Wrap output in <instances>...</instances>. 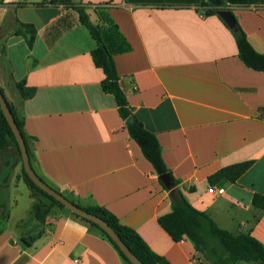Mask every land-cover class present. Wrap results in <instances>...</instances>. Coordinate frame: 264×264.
Listing matches in <instances>:
<instances>
[{"label":"crops","instance_id":"1","mask_svg":"<svg viewBox=\"0 0 264 264\" xmlns=\"http://www.w3.org/2000/svg\"><path fill=\"white\" fill-rule=\"evenodd\" d=\"M71 1L105 28L130 108L157 136L187 200L222 229L264 246V210L253 204L264 195V72L244 64L228 25L208 14L203 0H116L126 7ZM223 2L264 53V0ZM17 21L36 27L32 50L14 34ZM0 29V87L23 118L40 178L77 205L113 213L168 264H210L160 225L173 210L170 193L104 92L105 74L92 57L96 42L78 13L51 0H0ZM17 84L35 95L25 99ZM243 162L253 163L236 182L210 183ZM23 169L14 144L0 151V264H125L67 210L38 222ZM213 187L225 193L210 194Z\"/></svg>","mask_w":264,"mask_h":264},{"label":"trees","instance_id":"2","mask_svg":"<svg viewBox=\"0 0 264 264\" xmlns=\"http://www.w3.org/2000/svg\"><path fill=\"white\" fill-rule=\"evenodd\" d=\"M51 3L64 4L78 13L80 23L88 28L96 42V48L92 52V57L95 65L102 69L105 74V79L102 82L104 92L114 96L118 111L126 122V127L131 138L140 146L145 158L154 167L162 185L165 187L160 179L161 175L169 174L172 178L174 183L173 187L171 189L165 188L170 193L173 210L159 219V223L164 230H166L174 241L188 240L192 242L195 249L210 264H239L240 262L264 264V246L256 238L250 234L243 233L234 235L222 229L208 213L196 209L187 200L183 190L180 188L179 181L172 176L163 160L157 136L145 128L144 124L135 116L130 108L127 95L122 87L121 79L116 69L114 60L115 50L111 48L108 42L105 28L100 25H94L86 9L73 4L71 0H51ZM202 6L207 8L208 14H217L218 11L222 10L224 7V2L223 0H203ZM17 23L14 34L22 36L26 40L30 50H32L37 35L36 27L32 24L19 21H17ZM110 23L111 27L116 30L117 37L120 38L117 26L112 22ZM230 30L236 39L239 57L244 64L248 68L264 72V53H259L252 46L247 34L238 21L236 27L234 29L230 28ZM3 32L4 29H0V36L3 35ZM17 88L21 91L25 99L35 95V89L33 88H26L22 84H17ZM0 89L4 94L3 89L1 87ZM8 105L24 137L32 163L33 153L28 144L23 118L18 114L17 109L10 102H8ZM261 112L264 115V109H262ZM10 144H14L18 154L21 156L19 145L13 131L0 107V151L4 150ZM252 163L253 162H243L223 168L210 177V183L215 184L224 180L234 183L252 166ZM22 178L30 188L31 197L36 200L33 204L32 212L34 218L38 222L42 224L46 223V220L54 215L56 208L67 210L62 203L38 188L29 178L25 169H23ZM40 197L48 199L50 203H43ZM74 204L77 205L76 203ZM253 204L258 209L264 210V195L256 194L253 198ZM77 206L105 220L143 264H168L162 257L155 254L148 247L134 229L121 224L118 218L107 209L98 206ZM67 211L74 218L96 229L102 237L114 246L125 264H132L113 239L98 225L71 213L69 210Z\"/></svg>","mask_w":264,"mask_h":264},{"label":"water","instance_id":"3","mask_svg":"<svg viewBox=\"0 0 264 264\" xmlns=\"http://www.w3.org/2000/svg\"><path fill=\"white\" fill-rule=\"evenodd\" d=\"M224 22L232 29L236 27L237 21L233 13L228 9H222L218 11L217 13ZM0 107L13 131V134L16 138V141L19 145V149L22 156L23 166L24 169L29 176V178L35 183V185L40 188L42 191L46 192L49 196L53 197L60 203H62L67 210H69L71 213L80 216L89 222H92L96 225H98L102 230H104L110 238L113 239V241L118 245V247L121 249V251L125 254V256L128 258V260L132 264H143L127 247V245L120 239L118 234L114 231V229L102 218L98 217L97 215H94L92 213L87 212L83 208H80L79 206L72 203L70 200H68L64 195L57 192L55 189L50 187L40 176L36 173L34 170L31 159L27 150V146L24 140V137L15 121V118L12 114V111L10 110V107L8 105V102L2 93L0 89ZM161 181L167 187L168 189H171L174 185L172 178L169 174H163L160 176Z\"/></svg>","mask_w":264,"mask_h":264},{"label":"built area","instance_id":"4","mask_svg":"<svg viewBox=\"0 0 264 264\" xmlns=\"http://www.w3.org/2000/svg\"><path fill=\"white\" fill-rule=\"evenodd\" d=\"M110 5L111 6H117V7H126V4L124 3V2H118V1H111L110 2ZM208 192L210 193V194H214V195H223L224 193H225V190H224V188H215V187H213V188H209V190H208Z\"/></svg>","mask_w":264,"mask_h":264}]
</instances>
